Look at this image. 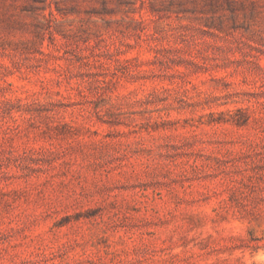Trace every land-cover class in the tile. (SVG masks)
I'll return each instance as SVG.
<instances>
[{"label": "rangeland", "instance_id": "1", "mask_svg": "<svg viewBox=\"0 0 264 264\" xmlns=\"http://www.w3.org/2000/svg\"><path fill=\"white\" fill-rule=\"evenodd\" d=\"M0 264H264V0H0Z\"/></svg>", "mask_w": 264, "mask_h": 264}]
</instances>
